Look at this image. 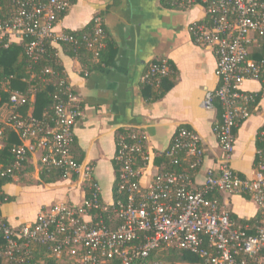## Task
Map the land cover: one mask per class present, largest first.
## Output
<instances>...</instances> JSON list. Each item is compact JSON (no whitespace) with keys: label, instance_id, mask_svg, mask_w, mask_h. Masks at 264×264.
<instances>
[{"label":"built area","instance_id":"built-area-1","mask_svg":"<svg viewBox=\"0 0 264 264\" xmlns=\"http://www.w3.org/2000/svg\"><path fill=\"white\" fill-rule=\"evenodd\" d=\"M202 3L206 17L193 22L190 33L196 44L211 47L218 58L220 85L216 91H208L202 101L207 109L215 108L216 101L222 106V119L214 127L221 150L217 168L207 170L201 186L194 184L193 172L203 165L205 148L193 128L181 125L160 154L170 159L172 168L158 169L144 186L143 167H138L137 161H148L145 135L121 132L115 156L121 196L109 203L101 200L94 166L77 161L73 151L74 126L82 109L72 86L50 66L42 74L33 71L30 82L35 78L58 81L51 123L32 115L35 85L11 94V112L2 122L18 132L21 144L12 149L14 162L7 167L0 165V176L15 179L39 153L40 173L58 169L67 177L83 176L90 195L81 203L45 205L33 223L20 226L11 225L0 215V235L5 241L0 257L7 264H31L39 249L57 262L73 264H150L153 253L172 249L199 256L204 264H264V148L257 151L253 177L242 175L233 166L235 129L250 117V105L257 95L247 91L244 82H264V0ZM70 7V0H19L13 13L0 17V41L26 40L24 52L33 60L46 53L48 42L74 46L85 42L99 56L106 47L103 15L94 16L88 32L57 30L61 15ZM171 72L170 62L164 58L152 62L143 79L160 87L162 78ZM27 104L31 107L25 116L19 108ZM261 136L264 138V132ZM3 137L0 127V148ZM220 192L254 200L259 220L253 225L239 223L221 205Z\"/></svg>","mask_w":264,"mask_h":264},{"label":"crops","instance_id":"crops-1","mask_svg":"<svg viewBox=\"0 0 264 264\" xmlns=\"http://www.w3.org/2000/svg\"><path fill=\"white\" fill-rule=\"evenodd\" d=\"M97 14L104 17L108 65L85 69L77 57L57 47L82 109L74 126L75 144L84 153L82 162L94 166V178L101 185L104 200L106 194L113 200L117 138L126 131L145 135L143 143L148 161L142 169L141 182L146 186L161 168L156 160L171 144L178 127L193 128L205 148L203 165L193 172L194 184L201 186L207 170L217 168L221 155L214 132L220 121L217 107L207 109L202 105L206 93L216 91L220 85L218 58L211 47L196 44L190 33L193 22L205 19L204 5L197 0H73L57 30L84 28ZM164 58L173 66L174 74L169 80L174 85L157 97L160 87L148 86L143 77L152 62ZM243 87L257 94L262 84L247 80ZM10 112V106L2 107L0 121L4 122ZM250 112V117L236 133L233 157L234 168L247 177H253L255 172L257 138L264 126V95ZM38 156L36 153L31 158V170L3 187L7 194L15 197L1 205L2 215L13 226L34 221L45 205L60 201L81 203L84 199L83 176L42 182ZM31 176L34 178L29 180L27 177ZM218 198L224 208L240 219H250L259 213L255 201L247 196L220 192ZM163 252L170 254V250H160L153 255L150 264H160L166 254ZM186 263L190 262L183 264ZM31 264H45V259Z\"/></svg>","mask_w":264,"mask_h":264},{"label":"trees","instance_id":"trees-1","mask_svg":"<svg viewBox=\"0 0 264 264\" xmlns=\"http://www.w3.org/2000/svg\"><path fill=\"white\" fill-rule=\"evenodd\" d=\"M19 0H0V17H4L9 13H13L17 7V2ZM73 1V0H71ZM198 2H202V0H197ZM203 4V3H202ZM68 11L64 12L61 15V18L67 13ZM60 18V19H61ZM93 20L88 24L86 27L78 29V30H65L69 33H78V32H88L92 29ZM106 30V29H105ZM107 41V33L105 36V42ZM25 41L22 42H7V39L0 41V110L2 107L10 106V96L14 91H21L25 92L29 87L30 84L35 85L37 87V95L35 101L32 105V115L33 117L41 122L51 123V118L53 115L52 105L54 103V95L55 93L59 92L57 84L58 81L55 82H46L43 80H38L37 78L32 79L31 82L29 81L31 72H36L37 74H42L44 68L50 66L54 69L55 72H60V78L66 79L68 84L71 85L69 82V78L67 74H62L64 72V66L61 62V59L58 54V47H61L66 54L72 57H77L82 66L87 69L91 66H102L108 65L110 63V58L108 57V53L106 52L105 48L102 50L99 56H95L92 51H90L86 47V43L82 42L80 46H74L72 44L66 43H59V44H52L50 42L47 43V51L44 53L42 57L38 60H33L29 58L24 50H25ZM264 43V42H263ZM56 45V46H55ZM107 45V42H106ZM107 49V48H106ZM258 57V56H255ZM170 62V61H169ZM171 68L173 70V66L170 62ZM174 73L171 72L168 76L162 78L160 90L157 92V97H161L164 95L173 85L174 82H171V76ZM262 84V89L257 92L255 96V100L250 105V110L255 104H260V101L264 95V82L259 81ZM148 86H151L148 84ZM72 92H74L72 87ZM30 105H23L19 108V111L24 114L25 116L28 115L30 110ZM216 107L218 110L219 120L222 119V106L219 101H216ZM243 121L235 129V133L238 132L239 127L242 125ZM0 127L4 130V137L2 139L3 147L0 148V165L2 167L9 166L15 160V154L13 153L12 149L15 145L21 144V139L19 137L18 132L12 129L10 126L5 125L3 122L0 121ZM190 127V126H189ZM123 131V130H121ZM264 132V126L259 131V136L257 138V151L261 148H264V138H262L261 133ZM73 151L75 153V157L77 161L82 162L84 158V153H81L80 150L77 148L76 144L73 145ZM257 157L255 159V163L257 162ZM157 164L160 165L162 170L171 169L172 164L170 163V159L166 156H161L160 159L156 160ZM147 164L146 160L138 159L137 166L144 167ZM30 169V162H28V167L24 170V173H27ZM179 170H181L179 168ZM115 171H116V180L113 186V199H117L118 196H121L118 193V180H119V165L115 159ZM23 173V174H24ZM22 173L20 175H23ZM67 177L62 170L58 169H48L43 170L40 173V178L42 182L45 183H53L64 179ZM77 176H73L75 179ZM14 179L11 176H0V215L1 213V205L10 203L11 201L15 200V197L7 194L3 187L4 185L11 183ZM90 187L86 183V192L85 196L90 195ZM101 200L105 201L103 195L101 194ZM106 202V201H105ZM232 217L238 220L239 223L245 225L250 224L253 225L259 220V213L250 219H240L236 215L232 214ZM8 221V219L5 217ZM37 219V217H36ZM35 219V220H36ZM34 220V221H35ZM29 222V223H33ZM9 222V221H8ZM10 223V222H9ZM23 223V224H27ZM11 224V223H10ZM21 224V225H23ZM12 225V224H11ZM5 241L3 237L0 235V251L4 248ZM39 249L35 252L34 256L32 257L31 263L36 262L38 263L40 258L45 259V264H59L53 258H49L45 255L44 251ZM156 253V252H155ZM154 253L152 254L153 257ZM171 261L173 262H190L195 264H204L203 259L199 256L191 254L186 251H179L176 249L170 250ZM0 264H7L5 260L0 257ZM64 264H73V262H65Z\"/></svg>","mask_w":264,"mask_h":264},{"label":"rangeland","instance_id":"rangeland-1","mask_svg":"<svg viewBox=\"0 0 264 264\" xmlns=\"http://www.w3.org/2000/svg\"><path fill=\"white\" fill-rule=\"evenodd\" d=\"M29 180H32L34 177L33 176H31V177H27ZM105 199H106V201L109 203V202H111V197H110V195L109 194H106V196H105ZM164 253H166L165 254V256L163 257V260H162V264H175L174 262H172L171 260V255L169 254V253H167V252H163V254ZM186 262V261H185ZM160 263V264H161ZM184 262H182L181 264H183ZM186 264H190V263H186Z\"/></svg>","mask_w":264,"mask_h":264}]
</instances>
